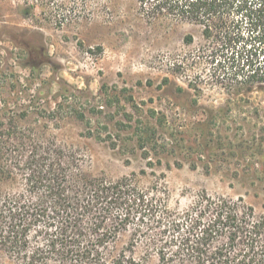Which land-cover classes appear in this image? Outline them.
<instances>
[{
    "label": "rangeland",
    "instance_id": "obj_1",
    "mask_svg": "<svg viewBox=\"0 0 264 264\" xmlns=\"http://www.w3.org/2000/svg\"><path fill=\"white\" fill-rule=\"evenodd\" d=\"M33 2L0 0V119L66 147L86 175L135 172L172 210L208 193L264 215V91L233 94L198 25L148 21L135 0H88L68 19ZM131 230L109 257L161 264L179 244L154 227L132 245Z\"/></svg>",
    "mask_w": 264,
    "mask_h": 264
},
{
    "label": "trees",
    "instance_id": "obj_2",
    "mask_svg": "<svg viewBox=\"0 0 264 264\" xmlns=\"http://www.w3.org/2000/svg\"><path fill=\"white\" fill-rule=\"evenodd\" d=\"M86 1L34 0L29 9L52 4L55 14L68 19L81 15ZM135 1L148 21L198 25L211 47L203 52L228 64L224 76L233 94L264 91V0ZM193 41L191 33L184 36L185 43ZM4 121L0 248L8 264H142L123 252L109 257L106 250L130 227L132 245L154 227L177 238L175 251L157 252L161 264H264V215L241 197L203 193L172 210L166 192L156 184L140 186L135 172L116 179L86 175L66 147L27 134L13 116ZM7 183L10 189L2 187Z\"/></svg>",
    "mask_w": 264,
    "mask_h": 264
}]
</instances>
